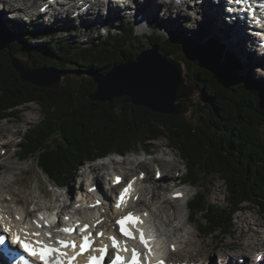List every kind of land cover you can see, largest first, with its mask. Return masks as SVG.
Returning a JSON list of instances; mask_svg holds the SVG:
<instances>
[{"label":"trees","instance_id":"1","mask_svg":"<svg viewBox=\"0 0 264 264\" xmlns=\"http://www.w3.org/2000/svg\"><path fill=\"white\" fill-rule=\"evenodd\" d=\"M119 19L117 33L91 37L89 46L72 37L58 40L53 25L36 31L0 20V122L16 117L22 106L38 104L41 121L24 135L19 155L22 161L35 160L50 183L65 188L88 163L125 157L166 139L185 162L183 183L200 189L188 203L191 223L207 237L233 236L236 214L251 208L264 216V77L243 67L218 38L195 43L185 32L166 38L153 33L147 37L150 46L181 61L186 85L199 91L198 101L189 105L191 114H155L125 97L90 101L97 88L91 75L104 76L136 61L143 46L135 26ZM153 27L158 29L156 22ZM46 37L53 40L38 43ZM21 55L36 69L67 73L62 85L42 89L21 82L11 64ZM206 180L223 182L226 207L210 201Z\"/></svg>","mask_w":264,"mask_h":264},{"label":"rangeland","instance_id":"2","mask_svg":"<svg viewBox=\"0 0 264 264\" xmlns=\"http://www.w3.org/2000/svg\"><path fill=\"white\" fill-rule=\"evenodd\" d=\"M34 1L35 0L24 2L30 9L21 13L22 10L19 9V4H13L9 0H0V20L3 23L12 20L15 27H20L21 29L34 27L36 31H42L46 27L53 25L55 28H59L57 30L58 40L64 37L69 39L72 37L79 40L84 46H89L91 44V37L104 39L107 37L109 31L117 33L121 21L119 18H123L136 27V35L143 40V46L139 47L140 52L152 48L147 37L153 33H156L162 38H166L171 34L185 32V36L195 43L204 42V40L209 38H218L228 49L240 57L243 67L245 66L252 70L253 74L257 77H264V56H260L258 53L256 54V51L253 49L254 47H258L259 41L253 43V39L244 32L242 25H230L226 22L227 20L225 17L220 18L218 16L219 18L217 19V16L214 17V15L211 16L205 13L200 6L194 7L193 4H191V6H186V4L177 6L172 0H153V5L151 3L152 0H133L130 4L131 7L128 9L118 8L120 11L117 12L114 8H111L113 11L111 15H106L107 11L103 9V7H96L92 10L93 13L89 17L85 16V14L77 17L76 12L67 14L64 11H61L58 16L55 15L54 17H50L49 14L42 13L41 5L44 4L43 1ZM150 3L152 6H147ZM160 3L161 5H157ZM159 6H161L160 10ZM179 10L182 11V13H180ZM199 10L201 14L198 12ZM142 14L146 19H144L143 22L140 20V23H138L137 18H142ZM100 17H103V20H101ZM154 22H156L158 26L157 30L153 27ZM218 24H220V29L218 28ZM92 27H94V29ZM240 27H242L243 33L238 31L237 28ZM230 31L236 32L240 39H237V37L229 39ZM52 40L53 39L46 37L38 43L47 44ZM19 57L27 61L25 56L21 55ZM179 57L181 58V55ZM42 62L46 63L44 59H42ZM182 65L184 67L183 63ZM184 72L186 74L185 67ZM246 72V70L243 71V73ZM198 92V90L193 92L192 103L196 100L198 101ZM18 111L16 117L5 119L0 122V182L7 186L4 190L5 192L11 190L17 194L25 205L24 209L26 210L33 211L37 208L46 209L48 207L50 209H56L58 206H62V204L71 207L72 203L79 201L81 195L80 189L82 186L85 190H88V186L93 182L95 183V173L93 169L99 164L111 165L115 161L114 159H116V161H121L119 163L125 162V164H117L109 168L106 167L105 171L102 172L97 170V174L100 173V175H105L106 178L102 179L100 182H96L95 185L100 184L104 185V188H107L108 184L112 181V176L115 174L120 173L123 174V177H126L124 172H129L131 165L128 164L130 162L136 160L141 161L145 158L153 160L155 157L158 159L166 158L167 161L172 159L177 164L174 168L167 169L166 166L160 164L158 160L155 165L151 166V172L148 174L150 180H155L156 176L154 171L157 169L158 165L163 170L164 175L169 176V178L165 177L160 182L157 181L155 182L156 184L154 183L156 188L153 195L158 193V199L155 200L154 198V200L151 201L150 191L145 192L146 198H144L147 203L152 206H160L162 198L164 196L170 197V194L174 192L172 190L177 184L180 183V186L184 185L183 178L187 175V169L184 165L185 162L181 159L179 152L171 148L166 139H162L158 142H152L147 149H139L134 153H129L124 158L113 155L96 162L88 163L78 171L69 187L59 188L53 183H50L48 177L38 168L35 160L22 161L19 155L22 144L21 141L24 135L32 126L41 121L42 114L40 107L38 104L32 103L25 107H20ZM190 114L189 111L188 115ZM127 160L130 161L127 162ZM140 172L141 169H136L135 171H131L130 174L138 176ZM150 180L144 183L142 188L145 189L146 187H150ZM203 183L206 184L212 192L209 197L210 201L223 208L226 207L227 202L225 200V195L227 192L223 186V182L216 181L210 185L206 180ZM182 189L188 192V198H191L200 190L199 188L187 185L183 186ZM186 201L185 199L181 202L173 201L171 204L165 205L166 212L174 215V222L170 224V229L176 226H185V232L178 231L175 236H171V240L178 239V241H181L183 239L182 241L185 242L187 239L182 238V236L186 235L188 232H192L197 247L183 244L179 252L173 253L172 260L179 264H181L184 259H186L188 263L191 261L193 263H198L202 260L205 262L204 264H226L223 261L229 256L231 260L228 264H241L240 262L242 259L247 260L246 264H256L258 258H256L257 253H259V250H264L262 249L264 242L258 243L260 236L255 235L254 232L251 231L248 221L250 219H257L260 226L264 225V216H262L258 210L246 208L242 212L236 214L233 223L235 230L233 236L223 238L221 236L218 238L207 237L200 232L196 225L191 223L187 211L188 202ZM139 207H142V204ZM69 211H71L70 208L65 212ZM253 228H255V226ZM197 236L199 237L196 238ZM166 249L169 250V244H167ZM248 255L251 259V263L248 261Z\"/></svg>","mask_w":264,"mask_h":264},{"label":"water","instance_id":"3","mask_svg":"<svg viewBox=\"0 0 264 264\" xmlns=\"http://www.w3.org/2000/svg\"><path fill=\"white\" fill-rule=\"evenodd\" d=\"M11 64L21 82L42 89L59 88L67 74L54 68L36 69L20 57H12ZM91 77L97 88L90 101L112 103L125 97L134 106L168 116H189V105L197 90L193 85H186L182 62L160 55L156 48L139 52L136 61L123 62L107 75L92 74ZM182 99L185 103L179 104Z\"/></svg>","mask_w":264,"mask_h":264},{"label":"bare ground","instance_id":"4","mask_svg":"<svg viewBox=\"0 0 264 264\" xmlns=\"http://www.w3.org/2000/svg\"><path fill=\"white\" fill-rule=\"evenodd\" d=\"M9 1L12 2L13 4H19V9L23 11V12L21 11V13H24V12H26V10L28 11L30 9V7H28L26 4H24V2H26V1L29 2L30 0H9ZM36 1L37 0H35L34 2H36ZM42 1H45V0H42ZM81 1L82 0H79V2H81ZM70 2L71 3L75 2V4H76V0H70ZM70 2H66L65 5L67 3H70ZM71 3H70V7L68 9H70V10H77V8H73V6L71 5ZM151 3L153 5V0H152ZM151 3L149 5H147V6H149V7L152 6ZM185 3H187V5H188V2L185 1ZM84 4H85V2H84ZM84 4H82V5H84ZM191 4H193L194 7L200 6V8H202L205 13H207V14H209L211 16L214 15V17L217 16V19L219 17L222 18V16L220 15L221 14L220 13V9L214 10L215 4L213 5L209 1H206L204 4H200V1H195L193 3L190 2L189 5L191 6ZM43 5H41V6L43 7ZM157 5H161V3L160 4H157ZM63 7H64V5H63ZM122 7H125L126 9H128L131 6H130V4L125 3ZM160 9H161V6H159V10ZM198 12L200 13V10ZM180 13H182V11H180ZM100 19L103 20V17H100ZM144 19H146V17L142 14V18L140 20L143 22ZM219 25L220 24H218V28L220 29V26ZM237 29H238V31H240L241 33H243L242 27L237 28ZM246 34H247V32H246ZM232 37H237V39H240L239 35L236 32H231L230 31L228 38L231 39ZM249 37L251 39L254 38V37H252L250 35H249ZM232 42H234V41H232ZM260 42H262V41H260ZM255 53L257 54V52H255ZM114 160L115 161L111 165H109V164H105V165L99 164L95 169H93L94 170V173H95V176H94L95 177L94 178L95 183L93 182L92 184H90L88 186V190L91 187H94L95 184H96V182H100V181H102V179L106 178L105 175H100V173L97 174V170H99V171L102 172V171H105V168L106 167L109 168L110 166H116L117 164H123V163H119L120 161H118V160L116 161V159H114ZM158 160L160 161V164L166 166L167 169H172L177 164L172 159L169 160V161H167L166 158L165 159L164 158L163 159H158L156 157L153 158V160L152 159L145 158V159H143L141 161L136 160L134 162H130L128 164V165H131V168H130L129 172H127V171L124 172V174L126 176L124 178L125 179V182H128L131 178L135 177V175H131L130 172L131 171H135L136 169H141V171H142L138 175H141L144 172L147 173V174H150V172H151V166L152 165H155V163H157ZM129 161L130 160H127V162H129ZM127 162H126V164H127ZM159 170L163 171L161 169V167L158 165L157 166V169L154 171L155 172V176H157V173L159 172ZM119 175H123V174L118 173V174L112 176V182L114 181L115 177L116 176H119ZM165 177L166 178H169V176H166V175H165ZM148 180H150V179L147 177V179L144 182H147ZM150 181H151L150 187H146L145 189H141L140 191H138V193L142 194L141 195L142 197L143 196L145 197V192L150 191V193H151V200H154V198L156 200V199H158L157 198L158 197V193H156V194L153 195V193L155 192V187L153 186V183H155L156 180L155 181L154 180L153 181L150 180ZM112 182L110 184H108L107 188H104V185H100L99 184V187H100L99 191L102 192L103 194H106L107 197H108V200H111L112 197L117 193V191H119L121 189V187H123V185H121L118 188H114L111 185ZM179 184H177V185H179ZM6 188H7V186L5 184H3V183L0 182V221L1 222H6V223L10 224V226L11 227L13 226L14 229H19V228L21 229L22 225L27 226L26 224L30 225L29 222L32 223V221H29V222L27 221L28 218H31V217L39 218L40 217L39 215L36 216L33 211H29V210L24 209L25 208V205L22 203L21 199L17 196V194L15 192L11 191V190H8V192H5L4 190ZM80 192L82 193L81 196H85V194H88L89 193L87 190L84 189L83 186L80 189ZM184 192H186V191L184 190ZM176 193H179V190L178 191H175V192H172L170 194V197H167V196H164L163 198L161 197L162 200H161V205L160 206H155V205L152 206L151 204L147 203V201L145 200V198L142 201V203H143V206L142 207L145 208V209L144 210H141V212H149L150 215H151V217H152L150 223L154 227H158L157 225H159V229L157 230V233L161 234L160 236H161V240H162L163 244H165V242H166L165 239L166 238H171V236H173V235L175 236L178 231L179 232H185V228H184L185 226L184 225H182L180 227L179 226H176V227H173V229H170V224L174 222V217H173L174 215L173 214H168L166 212V208H165V205H169V204L172 203V196L173 195H176ZM77 204H79V201L76 202V203H72L71 204L72 205L71 207H68L67 205H64V204H62V206H60V207L58 206V207L62 211L65 212L69 208L70 209H73V207L74 206H77ZM111 214H113V211L109 213V216ZM17 216H20L21 219L17 220L16 219ZM248 223L250 225L251 231H253L255 235H259L260 236V238L258 239V243L264 242V225L260 226L257 219H254V220H251L250 219L248 221ZM254 226H255V228H253ZM103 227L107 229L109 226L106 223V224H103ZM198 237L199 236H197L196 238H198ZM182 238H184V239L186 238L187 240L184 242V241H182L183 239L181 241H178V239H175V240H173L171 242L170 246L172 244L178 245V250H177L178 252H179V250H181V247H182L183 244H185L186 246L197 247L196 246L197 243L195 241V237H194V235H193L192 232H188L186 235L182 236ZM164 249H165V247L163 246V250ZM262 249H264V245H263V248ZM260 251L261 250H259V253H257L256 258L258 256H260L261 254L264 255V250H262L261 252ZM166 254L169 256V260H171L170 262H172L173 261L172 260L173 252L166 251ZM248 257H249V255H248ZM239 258H241V257H239ZM248 259H249L248 261L251 263L250 257ZM185 262H187L186 259H184V261L182 262V264L185 263ZM223 262H225V260ZM204 263H205L204 261L200 260L197 264H204Z\"/></svg>","mask_w":264,"mask_h":264},{"label":"snow or ice","instance_id":"5","mask_svg":"<svg viewBox=\"0 0 264 264\" xmlns=\"http://www.w3.org/2000/svg\"><path fill=\"white\" fill-rule=\"evenodd\" d=\"M179 2V0H177ZM120 178L117 177L116 182L119 183ZM131 189V183H129L128 187L125 188L121 194H120V202H123L124 197L127 195V193ZM117 207H119V204H117ZM17 220L21 219L20 216L16 217ZM40 220H43V215L40 216ZM134 218L129 214V216L122 218L121 220L117 221L118 224H120L121 232L125 236L132 237V233L128 231L125 228L126 222H133ZM33 223L36 224V226L44 227V226H50L47 221H45L44 225H41L38 221H33ZM89 226L85 225L82 231H86ZM3 231L5 232H11V226L8 223H5L3 225ZM59 231H63L65 233H71L74 231V229H59ZM41 234L39 232H27L25 233L24 238H21L19 233L12 232V240L13 242L23 248L25 252H27L30 256L39 259V261L42 262V264H74V261L76 259L75 256L69 257L67 252L64 251V249L68 247H72L75 249L77 245L75 242H67L64 240H57L56 243H58L61 247L56 248L52 244L45 243L40 240H35L33 242L30 237H39ZM46 235L51 239V233H46ZM99 235H102V233H99ZM112 246L113 248L117 249V254L114 259L111 260L110 264H139V260L137 258V254L135 250H133V258L131 262L124 261L122 257L119 255L120 246L118 241L115 237H112ZM140 241L142 244H144L145 248H148V241L145 240L143 233L140 235ZM90 247L89 243V237L85 236L83 237V243L79 245L80 251L76 255L83 254L85 251H87ZM124 250H127L126 248ZM98 251H100L101 255L100 257H90L89 258V264H103L104 256L107 254V247L101 248ZM150 251V249H149ZM162 264V262H161Z\"/></svg>","mask_w":264,"mask_h":264}]
</instances>
